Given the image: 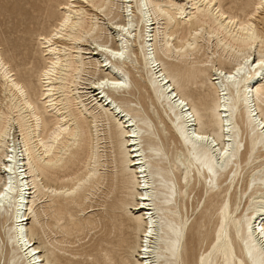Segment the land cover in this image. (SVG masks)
<instances>
[{
	"label": "bare ground",
	"instance_id": "obj_1",
	"mask_svg": "<svg viewBox=\"0 0 264 264\" xmlns=\"http://www.w3.org/2000/svg\"><path fill=\"white\" fill-rule=\"evenodd\" d=\"M252 1L31 3L26 24L60 16L37 35L36 85L0 48V264H264V0ZM132 39L172 151L128 97ZM202 77L211 94L186 91ZM100 191L99 221L87 210Z\"/></svg>",
	"mask_w": 264,
	"mask_h": 264
},
{
	"label": "rangeland",
	"instance_id": "obj_2",
	"mask_svg": "<svg viewBox=\"0 0 264 264\" xmlns=\"http://www.w3.org/2000/svg\"><path fill=\"white\" fill-rule=\"evenodd\" d=\"M35 1L37 0H0V48H2L5 57L8 58L13 68L16 71H18L20 75L29 76L32 83H34L33 85L37 84L36 74H37L38 69L41 68V66H43L39 46L37 43V35L38 33H41V32H48L51 29V26L57 21V19H59V16H60L59 11H57V7L50 6L51 11L45 13L44 19L39 24L35 26L26 24L24 21L21 20V18H23L22 14L26 13V11L29 10L30 8L31 3ZM236 1L237 3L232 2V0H224L225 3L230 4L234 7V11H238L240 13L239 9L240 7H242L247 12H251L252 2H253L252 0H236ZM132 40L134 44L133 46L130 45L131 50L129 52L131 58L129 59L127 63L128 65H126L127 67H124L122 69L123 71H125L126 69L127 73L130 72L129 74H131V77H132L131 86L132 88L134 87L133 88L134 95L132 96L130 95L128 97H130L134 102L139 101L141 103V104H138L137 107L139 106L140 108H142L143 113L141 114L143 117L152 119L154 123L153 128L158 134L157 141H159L161 145L164 144L167 147V149L172 151L173 144H170L171 142L170 140L168 141V139L170 138L172 134L171 133L172 131L169 128L170 117L169 115L167 116V113L165 109L161 106V104L157 102V99H156L157 97L155 95L156 93L153 87L151 86V84L149 83V79L147 76L148 75L147 70L144 67L145 63L143 60V55L142 53H140V51H137L139 37L137 39L138 41L137 45L134 39ZM134 51L136 53H134ZM201 52H203V50ZM89 56L91 57L90 54H88L87 57ZM166 59L167 60L165 61H168V62H170V59H171L173 63H176V62L177 64L179 62H180L179 64L183 63L181 62V60H176L173 58H166ZM136 82H139V83L142 82L141 84H143L145 87L139 86V90H138V87L135 85ZM185 89H187L186 91L189 93H192V91L194 90L195 91L200 90V91H203L204 94H208V95L211 94V91L206 86V79L204 77L200 78L199 80L198 78H194L186 82ZM117 95H118L117 97H122L121 94H117ZM239 115H240V111H238L236 120H237V123L240 125L239 127L241 128L242 124L238 121L240 119ZM159 116H161V118H159ZM147 137L148 136L144 138V142H143V145L145 146L147 145V140H146ZM108 171L110 172L111 168H105V170H103L104 173H108ZM241 181L242 179L240 180V184H241ZM103 195L104 194H102V191L98 193V196L95 199V201L97 200V202L94 201L95 206L87 210V216L95 215L99 220L100 215H102V213L103 214L105 213L106 206L98 205V204H102L103 201L106 199L105 196ZM187 196L188 194L186 192V199H187ZM186 199L183 204L184 208L187 203ZM194 201H197V197H195ZM202 206H203V201L201 204H199V208L198 210H196V212H194V214L188 216L186 212L185 221L186 220L188 221V223L186 221L187 226H189L191 222L193 221V219L199 214V211L201 210ZM100 229H101V225L100 227L96 228L95 231L93 230L92 231L93 233L91 232V234H88L87 235L88 237L87 236L84 237V235H82V238L84 237L82 239V244L85 242V244L87 243L88 245H90L93 241H95V239L98 238L102 234ZM3 235H4V231L1 230L0 231L1 238H3ZM8 248H9V245L7 246V243H5V253H7ZM3 263L4 261H2V264Z\"/></svg>",
	"mask_w": 264,
	"mask_h": 264
},
{
	"label": "snow or ice",
	"instance_id": "obj_3",
	"mask_svg": "<svg viewBox=\"0 0 264 264\" xmlns=\"http://www.w3.org/2000/svg\"><path fill=\"white\" fill-rule=\"evenodd\" d=\"M232 23H236V21H231ZM246 27L247 28H255V25L254 24H248V25H246ZM260 63L262 64V65H264V60H261L260 61ZM237 71H240V69H237ZM9 159H11V157H9Z\"/></svg>",
	"mask_w": 264,
	"mask_h": 264
}]
</instances>
